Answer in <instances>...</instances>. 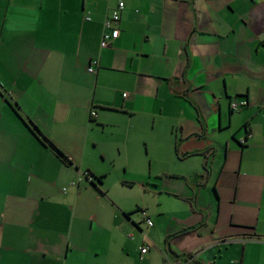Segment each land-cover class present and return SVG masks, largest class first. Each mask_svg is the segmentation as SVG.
<instances>
[{
  "label": "crops",
  "instance_id": "crops-1",
  "mask_svg": "<svg viewBox=\"0 0 264 264\" xmlns=\"http://www.w3.org/2000/svg\"><path fill=\"white\" fill-rule=\"evenodd\" d=\"M140 121L201 168L156 173L194 195L186 217L149 212L145 228L90 164L127 151ZM221 149L233 195L222 206L214 182L210 226L196 202ZM0 264H264V0H0Z\"/></svg>",
  "mask_w": 264,
  "mask_h": 264
},
{
  "label": "rangeland",
  "instance_id": "rangeland-1",
  "mask_svg": "<svg viewBox=\"0 0 264 264\" xmlns=\"http://www.w3.org/2000/svg\"><path fill=\"white\" fill-rule=\"evenodd\" d=\"M149 125L145 121L137 123L136 128L132 130L134 134L128 142L127 151L123 148L121 153H118L117 149L110 148L108 150L109 154L104 159L98 158L90 164L96 170L105 172L104 187L109 186L111 188L110 194L118 191L117 194L120 197V202L124 206L130 207L131 209L134 208L135 210L146 207V212L152 214L157 210L164 212L163 217L168 221H172L176 217H186L185 214L188 213L190 201H187V199L183 200L181 197L187 193L194 195L193 186L184 182L183 178L180 177L169 180L170 178L162 179L155 175L156 173L162 172V170H172L182 175L190 171L193 172L194 170L199 172L201 170L200 165L195 160H176L173 156V149L169 145L167 134H163L165 127L161 126L160 132H156L149 130ZM136 133L138 140L135 138ZM227 134V132H213L210 133V136L214 139L220 138L224 140ZM141 137H145L148 140L149 149L146 150L144 142L140 140ZM230 139L234 141L232 138ZM222 149L219 151L218 158L213 160V173L206 184L200 187L202 194L196 202L197 206L205 208L208 213L209 209L205 206H207L208 202L211 203L212 213L208 216L210 226L213 225L215 219L216 198L212 192L214 182L216 183V190L220 194L228 193V195L223 197L224 203L222 202V206H229V198L233 195L230 191L232 190L230 189V184L235 176V169L232 175L230 174V164H226L220 170L219 163L222 160ZM125 155L128 156V159ZM150 158L153 159L151 164L149 161ZM219 170L220 174L218 177ZM148 173H151V177ZM122 180L124 181L123 184ZM154 185L156 187H153ZM133 216L137 220H140L141 227L145 228L146 224L140 219L138 211L133 213ZM127 234L130 252H134L136 242L140 238L141 233L136 230V233L129 231Z\"/></svg>",
  "mask_w": 264,
  "mask_h": 264
},
{
  "label": "built area",
  "instance_id": "built-area-1",
  "mask_svg": "<svg viewBox=\"0 0 264 264\" xmlns=\"http://www.w3.org/2000/svg\"><path fill=\"white\" fill-rule=\"evenodd\" d=\"M123 8H124V3L122 1H119L116 7L111 11L109 17L106 19L104 23L105 31L100 40V45L102 47H106L110 45V41L118 36L119 30L116 27V24L118 23L120 19L121 11L123 10ZM124 96H125V93H124ZM245 104H246L245 100H241V101L232 100L229 103V107L231 110H237ZM90 115L92 116L96 115L95 111H91ZM239 142L243 144L244 139H240ZM83 174L85 175L86 171ZM138 213L140 215L141 220L145 222L146 225L152 226L153 221L145 209L140 208ZM147 249L148 247L143 245L140 247V252L143 254L147 251Z\"/></svg>",
  "mask_w": 264,
  "mask_h": 264
},
{
  "label": "trees",
  "instance_id": "trees-1",
  "mask_svg": "<svg viewBox=\"0 0 264 264\" xmlns=\"http://www.w3.org/2000/svg\"><path fill=\"white\" fill-rule=\"evenodd\" d=\"M33 126V129L36 131L35 134L37 133V138L39 139V141H41V143H45V144H48L49 146H51L56 152L57 154L62 157L64 160H68L66 158V156L60 151L58 150L53 144L52 142H50L47 138H45L40 132L39 130L37 129V127L35 125H32ZM240 145H242L241 142H239ZM201 154L204 156L205 158V162L209 161V154H207V152L205 151H201ZM206 164V163H205ZM86 178L95 186V184L93 183V180H96L98 182H100L101 180V176H95L93 175L90 171H87L86 170V174H85ZM140 208L137 209V211H139ZM127 216L129 214H126ZM186 231V230H185Z\"/></svg>",
  "mask_w": 264,
  "mask_h": 264
}]
</instances>
